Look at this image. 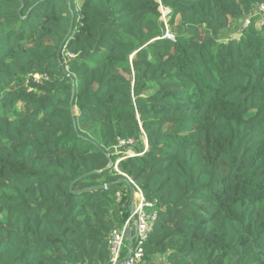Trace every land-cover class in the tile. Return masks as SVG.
<instances>
[{
	"label": "trees",
	"instance_id": "16d2710c",
	"mask_svg": "<svg viewBox=\"0 0 264 264\" xmlns=\"http://www.w3.org/2000/svg\"><path fill=\"white\" fill-rule=\"evenodd\" d=\"M260 5L0 0V264H111L128 177L146 264H264Z\"/></svg>",
	"mask_w": 264,
	"mask_h": 264
},
{
	"label": "built area",
	"instance_id": "2783aa9c",
	"mask_svg": "<svg viewBox=\"0 0 264 264\" xmlns=\"http://www.w3.org/2000/svg\"><path fill=\"white\" fill-rule=\"evenodd\" d=\"M161 11L165 18L171 10L166 9L165 11V8L161 6ZM258 11L261 14L258 21L260 26L264 24V5H260ZM165 20L167 21V18ZM249 22L250 20L246 19L243 26L246 27ZM166 35L174 38L169 32ZM48 79V73L31 74L26 78V85L29 90H32L34 86L31 85V82L42 84ZM128 154L132 155L130 151ZM128 179L134 187L133 192L129 188L126 192L119 191L116 194L119 215L123 217L127 212L128 215L109 234L108 246L111 252V264H146L144 246L157 221L159 203L148 200L139 185L131 177ZM160 258L163 257H158V262Z\"/></svg>",
	"mask_w": 264,
	"mask_h": 264
},
{
	"label": "water",
	"instance_id": "95a60500",
	"mask_svg": "<svg viewBox=\"0 0 264 264\" xmlns=\"http://www.w3.org/2000/svg\"><path fill=\"white\" fill-rule=\"evenodd\" d=\"M147 146H148V142H147ZM125 181L127 182V179ZM102 187H103V185H95V186H91V187L85 188L84 191H89V190H93V189H97V188H102ZM129 188L133 192L134 187L132 185H129Z\"/></svg>",
	"mask_w": 264,
	"mask_h": 264
},
{
	"label": "rangeland",
	"instance_id": "374dc122",
	"mask_svg": "<svg viewBox=\"0 0 264 264\" xmlns=\"http://www.w3.org/2000/svg\"><path fill=\"white\" fill-rule=\"evenodd\" d=\"M79 1H80V0H79ZM165 11H166V9H165ZM164 14H165V13H164ZM167 15H168V14H167ZM167 15H166L165 18L163 17V19H166V18H167ZM232 28H233V27H232ZM167 32H169V30H167ZM236 36H238V32L234 31V32H233V37H236ZM146 144H147V143H146ZM129 151H130V150H129ZM130 152L132 153V151H130ZM132 154H133V153H132ZM115 167L118 168L117 165H116ZM159 263H161V264L163 263V258H160V259H159Z\"/></svg>",
	"mask_w": 264,
	"mask_h": 264
}]
</instances>
